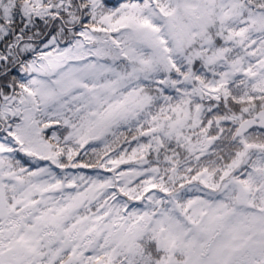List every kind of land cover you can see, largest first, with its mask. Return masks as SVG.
I'll return each instance as SVG.
<instances>
[{
	"label": "snow or ice",
	"instance_id": "1",
	"mask_svg": "<svg viewBox=\"0 0 264 264\" xmlns=\"http://www.w3.org/2000/svg\"><path fill=\"white\" fill-rule=\"evenodd\" d=\"M0 264H264V0H0Z\"/></svg>",
	"mask_w": 264,
	"mask_h": 264
}]
</instances>
